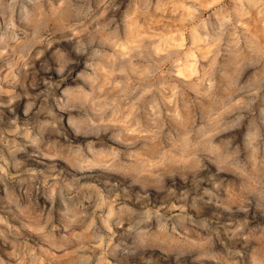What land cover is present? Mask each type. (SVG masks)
<instances>
[{
  "label": "clouds",
  "instance_id": "9594fccd",
  "mask_svg": "<svg viewBox=\"0 0 264 264\" xmlns=\"http://www.w3.org/2000/svg\"><path fill=\"white\" fill-rule=\"evenodd\" d=\"M0 264H264V0H0Z\"/></svg>",
  "mask_w": 264,
  "mask_h": 264
}]
</instances>
